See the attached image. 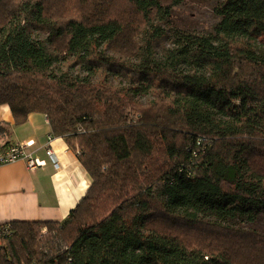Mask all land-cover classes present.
I'll return each mask as SVG.
<instances>
[{"label": "trees", "instance_id": "obj_1", "mask_svg": "<svg viewBox=\"0 0 264 264\" xmlns=\"http://www.w3.org/2000/svg\"><path fill=\"white\" fill-rule=\"evenodd\" d=\"M116 1L0 0V105L92 179L65 221L9 222L0 264H264L237 223L264 214V0H216L207 33L166 28L184 0Z\"/></svg>", "mask_w": 264, "mask_h": 264}, {"label": "crops", "instance_id": "obj_2", "mask_svg": "<svg viewBox=\"0 0 264 264\" xmlns=\"http://www.w3.org/2000/svg\"><path fill=\"white\" fill-rule=\"evenodd\" d=\"M7 106L0 105V123L11 127L4 140L10 145L33 142L27 150L46 164L34 170L25 159L0 165V224L65 221L88 191L91 176L66 139L52 134L45 114L31 113L25 123L15 125ZM49 147L58 166L47 154Z\"/></svg>", "mask_w": 264, "mask_h": 264}, {"label": "rangeland", "instance_id": "obj_3", "mask_svg": "<svg viewBox=\"0 0 264 264\" xmlns=\"http://www.w3.org/2000/svg\"><path fill=\"white\" fill-rule=\"evenodd\" d=\"M215 4L216 0H184L182 3L171 7V17L166 20L168 22L166 28H172V31L174 28L181 31L213 32L216 24L219 22V16L214 11ZM114 9L116 13L123 14L128 19L133 11L129 4H124L121 0L116 1ZM118 81L117 79L113 82ZM122 84L125 85V82L122 81ZM137 98L143 102H147L151 100V94H143L142 96H137ZM128 113V115L133 116L131 120L137 119L139 116V114L131 111ZM243 222L237 223L240 226L254 229V231L264 235V214H260L254 221ZM46 233L47 230H42L40 238H43Z\"/></svg>", "mask_w": 264, "mask_h": 264}, {"label": "built area", "instance_id": "obj_4", "mask_svg": "<svg viewBox=\"0 0 264 264\" xmlns=\"http://www.w3.org/2000/svg\"><path fill=\"white\" fill-rule=\"evenodd\" d=\"M31 145H33V142H28L27 144H13L0 149V165L12 163L20 159H25L28 167L33 170L45 165L46 162L44 160L35 157L27 150V147ZM47 154L50 156L53 163L58 166L57 159L54 157L53 150L50 147L47 149ZM44 231H46V229H44ZM13 235L14 229L9 222L0 224V253L4 251L6 242L13 237Z\"/></svg>", "mask_w": 264, "mask_h": 264}]
</instances>
